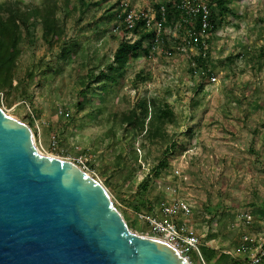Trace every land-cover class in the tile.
Returning <instances> with one entry per match:
<instances>
[{
    "label": "rangeland",
    "instance_id": "rangeland-1",
    "mask_svg": "<svg viewBox=\"0 0 264 264\" xmlns=\"http://www.w3.org/2000/svg\"><path fill=\"white\" fill-rule=\"evenodd\" d=\"M53 1L63 34L48 44L39 22L21 28L0 108L30 128L42 155L72 162L99 182L133 233L154 237L141 216L161 219V204L182 199L192 212L177 221L198 238L199 250L212 247L217 264L259 255L264 264V0L193 3L212 6L215 26L200 34V68L189 31L195 18L180 11L169 22L156 18L155 6L173 0ZM6 2L22 12L43 0ZM124 5L160 31L148 29L154 36L119 70L115 50L139 39L122 27ZM110 73H119L116 81L104 78ZM141 102L172 111L151 136L147 118L141 128ZM132 113L138 120L130 124ZM188 257L201 264L194 252Z\"/></svg>",
    "mask_w": 264,
    "mask_h": 264
},
{
    "label": "water",
    "instance_id": "water-1",
    "mask_svg": "<svg viewBox=\"0 0 264 264\" xmlns=\"http://www.w3.org/2000/svg\"><path fill=\"white\" fill-rule=\"evenodd\" d=\"M0 264H190L129 230L105 188L44 156L30 128L0 108Z\"/></svg>",
    "mask_w": 264,
    "mask_h": 264
},
{
    "label": "trees",
    "instance_id": "trees-1",
    "mask_svg": "<svg viewBox=\"0 0 264 264\" xmlns=\"http://www.w3.org/2000/svg\"><path fill=\"white\" fill-rule=\"evenodd\" d=\"M180 0H173V2H168L165 6L156 5L157 10L156 18L161 22L163 19L165 22L171 21L173 18L178 17L179 10L177 4ZM222 3V1H221ZM164 8V12L161 14L160 8ZM209 16V28L208 31H213L215 26L213 25L212 13L213 8L211 5L207 6ZM58 7L53 0H43L41 6L33 7L31 9H26L25 11L20 12L15 4L11 2L0 3V91H5L11 88L12 78L15 68V60L19 55V43L21 38V28L28 29L30 26V20H35L39 22L42 27V38L43 40L50 44L54 40L55 36H62L63 29L59 23L57 17ZM125 14H121V20L123 21ZM192 29L190 30L191 36L197 42L199 47L200 54L195 59L197 63L196 68H200L202 65V47L200 34L201 30V15H196ZM164 24V23H163ZM165 25V24H164ZM122 27L124 28L123 24ZM132 33L138 34L139 39L133 42H122L119 47L115 50L113 54V64H116L119 70H122L129 58L136 56L137 51L141 49L142 42L144 39H150L154 36V33L148 30L144 25V20H138L135 22L134 27L132 28ZM163 38V37H162ZM152 46V45H151ZM69 49H67L68 51ZM147 53V51H145ZM259 55L264 56V47L259 51ZM108 69H113L112 64L108 65ZM203 70V69H202ZM205 71V69H204ZM207 75V71H205ZM103 75L102 72H100ZM118 74H111L104 76L107 80L116 81ZM105 87V86H104ZM152 107H149L145 102H141L139 107L142 110L143 119L141 120V128L143 127L144 121L147 118V124L149 128L148 135L151 136V128L158 126L157 123H161L163 120H166L170 116L172 117V111L170 110L167 104H164L162 107L155 106V103H152ZM150 110L148 111V109ZM148 116V117H147ZM138 117L136 113H132L129 118V123H136ZM171 119L169 120V122ZM164 122V121H163ZM169 152V148L165 151V156ZM167 160L165 158L161 159L159 163L154 167L155 173L158 174L159 171L166 167ZM209 213L212 211L209 209ZM135 227L137 226L136 223ZM203 248L201 249V251Z\"/></svg>",
    "mask_w": 264,
    "mask_h": 264
},
{
    "label": "built area",
    "instance_id": "built-area-1",
    "mask_svg": "<svg viewBox=\"0 0 264 264\" xmlns=\"http://www.w3.org/2000/svg\"><path fill=\"white\" fill-rule=\"evenodd\" d=\"M197 0H180L177 4V8L180 12H183L186 17L200 14L201 15V30L205 32L209 28L208 16L209 12L206 5L193 4ZM161 14L164 12V8H160ZM123 13L125 17L122 21L124 29L126 32H132V28L135 25V22L138 20H144V25L147 29H153L155 32L160 31L159 23L157 26L153 24L146 15L132 12L127 5L123 7ZM185 22L188 19L184 20ZM190 31V30H189ZM191 35V33H190ZM194 73H198L201 77L206 76L204 70H193ZM214 81L215 79L212 77L211 79ZM192 206L182 199H176L168 204H161L158 208L159 213L162 215L161 219H156L153 216H144V218L152 227L155 236L152 238H156L164 241L165 243L172 246L180 255L184 256V258L190 263V259L188 257L189 252H194L201 264H205L201 253L199 250V242L198 238L186 231V224L179 223L177 219L179 217H187L191 214ZM261 256H256L250 258L248 261H245L241 264H260ZM191 264V263H190Z\"/></svg>",
    "mask_w": 264,
    "mask_h": 264
},
{
    "label": "crops",
    "instance_id": "crops-1",
    "mask_svg": "<svg viewBox=\"0 0 264 264\" xmlns=\"http://www.w3.org/2000/svg\"><path fill=\"white\" fill-rule=\"evenodd\" d=\"M202 248L203 247L201 246L200 250ZM212 250L214 251V249L212 247H204L203 250L201 251V257H202L203 261H205L204 262L205 264L206 263H208V264H217L215 259L217 257H219V255L213 254V252H211ZM211 257H212V259H211ZM190 263L192 264L191 261H190Z\"/></svg>",
    "mask_w": 264,
    "mask_h": 264
},
{
    "label": "bare ground",
    "instance_id": "bare-ground-1",
    "mask_svg": "<svg viewBox=\"0 0 264 264\" xmlns=\"http://www.w3.org/2000/svg\"><path fill=\"white\" fill-rule=\"evenodd\" d=\"M40 153V152H39Z\"/></svg>",
    "mask_w": 264,
    "mask_h": 264
}]
</instances>
